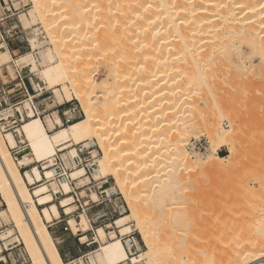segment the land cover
I'll use <instances>...</instances> for the list:
<instances>
[{"label":"bare ground","instance_id":"6f19581e","mask_svg":"<svg viewBox=\"0 0 264 264\" xmlns=\"http://www.w3.org/2000/svg\"><path fill=\"white\" fill-rule=\"evenodd\" d=\"M32 3L50 41L56 43L61 39V42L63 38L60 44L67 50L63 52V47L61 50L60 45H55V53L51 50L42 53L35 41L31 40V53L21 57V69L28 67L23 75L40 76L35 84L40 92L51 90L54 100L49 106L50 109H55L75 97L84 110V117L66 126L61 124L58 116L53 120L49 117L42 121L30 105L33 98L30 95L17 108L19 119L24 122L22 126L14 128L12 132L7 129L0 133V196L6 206V210L0 212V217L14 225L9 234L14 231L18 233L19 238L13 243L23 246L30 264H84L83 257L67 263L61 260L47 224L59 219L60 208L65 214L73 212V198L69 195L70 181L79 185L90 182L85 168L79 166L80 157L74 147L92 139L98 142L103 151L102 159L96 163L98 174L93 180H103L111 176L125 197L130 213L115 220L113 227L118 231H112L110 236H107L102 227L95 230L92 241L98 247L85 255L93 258V262L89 260L85 264L140 263L136 257H132L131 251L130 254L127 252L119 238L131 233L132 226L141 234V240L147 249L145 258L149 264H264V175L258 179L255 176L251 178V182H256L260 188L254 191L246 188L243 193L234 195L232 202L210 205L206 211L199 206V209L197 206L195 209V205L187 204L191 177L195 174L201 175L199 173L209 171L214 173L221 168L230 169L231 166L233 168L239 156L241 159L245 156L247 161H244L248 163V150L242 149L245 145L241 143L243 146H237L240 128L234 124L228 130L221 127L223 120L227 118L218 106V101H215L219 89H212L208 80L217 78L222 81V85L227 81L234 82L233 85L227 83V86L231 84L235 90L231 91H234V95L228 90L231 95L227 94L226 97L229 100L234 97H238L234 99L237 101L243 98L264 99V80H261L264 78H259L264 73V0H32ZM37 17L29 11L28 14L20 16V19L23 26L27 27ZM55 17L62 21V25L59 21L57 23V19L52 20ZM54 21L57 32L53 30ZM59 25L64 27L60 28ZM100 30L101 33L98 32ZM72 34L74 37L79 34L75 38L76 42ZM57 35L62 38L58 39ZM70 35L72 37L69 45ZM96 47H99V51ZM102 48L104 49L100 50ZM101 52L109 55L106 57L105 73L115 78L110 83L112 91L108 83L106 87L101 83L105 90L109 89V97H113L106 98V94L104 104L90 98L93 88L99 85L90 77V71L85 64L89 60L92 62ZM60 55L67 57L61 59ZM68 57L72 58L68 60ZM119 60L125 66L157 65L160 66V70L156 71L158 73L164 68H161L163 65H167L172 72V77L169 78L168 74L169 86H173L168 89L170 92L167 93L168 90L164 88V91L161 89L164 93L160 89L156 90L157 94L158 91L161 95L164 94L169 102L172 98L173 105L169 103L170 107H165L164 111L163 108H158L162 118L159 115L156 117L161 122L169 123L171 120L168 115L171 113L168 112L174 111V117L170 116L174 122L169 127L172 135L170 132L166 134L164 130L157 133L154 143H159V146L152 155L149 154L148 160H144V155L148 156V146L141 151L136 150L142 141L139 139L141 136H137L132 146L135 153L132 156L133 161L128 158L127 164L122 161L123 158L119 159L121 162H117L122 164H117V160L113 161L117 155L123 157L122 151L116 153L114 149L111 152L114 144L109 143L108 130L102 131L103 127L111 126L110 116H119L115 103L117 102L118 107L122 99H116L115 103L112 101L114 97L120 96L118 92L123 91L122 88L125 89L122 83L116 81V65L120 64ZM70 61L78 62L74 63V68L77 69L75 77H68L66 72L69 65L65 63ZM79 61L86 66L79 67ZM10 62L11 56L2 43L0 68L5 66L8 70ZM161 74L160 72L159 77ZM250 76L256 79H250ZM253 79L254 83H251ZM257 79L261 80H258V86L255 83ZM248 81L258 88L246 86L249 85ZM141 82L139 80L137 85L141 86ZM115 90L118 92L114 93ZM193 96L197 100L205 97L214 99V110L217 111L215 116L203 120L198 118L202 120L201 124L192 123L187 115L193 107V102L190 101ZM138 99L140 97L135 98L138 102L136 105L142 102ZM161 100L158 102L161 103ZM1 103L0 100V107H3ZM200 103L196 106L198 111L202 109ZM100 110L106 117L103 120L97 119ZM260 110L264 112L263 109ZM263 112L259 116L261 119L264 117ZM12 116V109L1 110L0 122ZM256 121L255 126L260 123ZM51 124L56 126V130H51ZM140 127L139 124L136 129L140 130ZM194 129H202L209 140L210 153L205 158L192 157V153L186 151L188 137ZM15 138L24 141L29 150V153H24L17 159V164L10 153L11 149L16 148ZM123 142L122 144L126 143ZM222 148L227 149V156L218 154ZM59 149L67 151L63 154V159L67 162L68 173L64 170L58 173L59 168H55L53 158ZM29 157L33 159V163ZM28 160L32 164L21 173L18 166L24 167ZM113 162L116 166L111 165ZM39 163H42V168L37 166ZM242 163L244 164L243 161ZM219 172L217 173L221 174ZM33 186L32 192L29 191L28 187ZM53 194L58 199L57 204L53 202ZM94 199V202L98 201L97 196H93ZM200 208L203 212L199 211ZM129 223H133L132 226ZM67 227L74 235L85 233L88 230V221L84 215H80V224L69 218ZM109 227L106 225V229ZM80 238L79 241L86 239V236L82 234ZM0 241L5 246L3 235L0 236ZM1 253L2 245L0 255Z\"/></svg>","mask_w":264,"mask_h":264},{"label":"rangeland","instance_id":"374dc122","mask_svg":"<svg viewBox=\"0 0 264 264\" xmlns=\"http://www.w3.org/2000/svg\"><path fill=\"white\" fill-rule=\"evenodd\" d=\"M6 2L8 3L7 6H9L11 10L13 7L12 5H14V7H16L15 5L17 2H21V3L24 2V3H26L27 6L25 8H23V10H24L23 12L14 13V14H16V17L14 16V18H16L14 20V24L16 26H18V29L16 31L17 32L20 31V33H18L16 36L15 35H13L11 37L9 36V37H7V39H5V43L7 45L11 46L13 43H16L17 45L23 47V52L20 55H15V56L12 55L11 62L8 64L10 66L9 69L6 70L5 66L1 67L0 68V76L4 82H7V84L12 83V82H13L12 84H15V83L19 82L18 73L21 74V77H25L24 79L32 78L31 79L32 90H34L36 94H35V96H33L32 95L33 91H30V88H28V86H27V88L29 89V92L31 93V94H29V96L32 95L33 98H36V97H39L41 95L39 98H37L35 100V106H37V107L39 106L40 111H42L43 109H47L49 106L52 105V102L54 100L52 92H51V90H48V89L44 90L43 92L38 91L36 84H35V82H38V80H40V76L38 74H29L26 76L23 75L24 72H26L28 67H23L22 70H20L21 66L23 65L21 57L25 54L31 53V47H30V41L31 40L35 41L36 45L38 46V50L41 51L42 53H47L49 50H51L53 53H55L54 46L55 45L61 46L60 43L63 41V38L61 36L57 35L58 39L62 38L61 42H60V40H61L60 39V40H58L59 43H57L58 42L57 37L55 39V42L57 41L56 43H53L54 41H50V38L47 35V31H46L43 23L37 17V12L33 6L32 0H6ZM29 11H32L36 15L37 20L34 23H32L31 25L24 27L22 22H21L20 16L28 14ZM57 18L55 17V19L53 18L52 20L56 21ZM61 20H63V18H61ZM55 21L53 23L54 28L56 25ZM58 21L60 22L59 19H57V23H58ZM61 22H60V24L62 25ZM3 25L5 26L6 24L3 23ZM103 26L104 25H102V27ZM59 27H60V25H59ZM62 27H64V26H61L60 28H62ZM54 28H53V30L57 29V28H55V29ZM100 29H104V28L100 27ZM101 31L102 30H100L98 32L101 33ZM55 32H57V30ZM55 32H53V33H55ZM106 32H108V30ZM58 34H60V33L58 32ZM62 34H64V33H62ZM95 34H96V32H95ZM54 35H56V34H54ZM78 36H79V34L78 35L76 34L75 37L73 35V38L75 41L73 39L72 40L74 42H76V39L78 38ZM70 37H72V36L71 35L69 36V39H68L69 41L71 40ZM95 38H97V36ZM68 43L70 45L71 41ZM0 44H2L1 38H0ZM62 47L64 49V46H61V50H62ZM97 48H99V47H96V50H97ZM100 48H101V46H100ZM103 49L104 48H102L100 50H103ZM66 50H67V48H65L63 50V52ZM74 51H77V49L76 50L74 49ZM97 51H99V50H97ZM61 52H58V53L60 54ZM71 55H73V54H71ZM97 56H99V58ZM100 56H102V59ZM104 56H105V59H103ZM108 56H109L108 53L106 55V53L101 52V53H98V55H96L95 58H93L92 62H91V60H89L90 62L87 61V63H85L87 65L86 68H88L87 70L90 71V77L93 78V81L94 82L96 81L97 84L99 85V86L93 88V91L90 95V98L93 100L97 99L102 104H104L103 101H105L104 99L107 95H108V97H106V98H109V99L113 98V97L110 98L109 96L111 94L109 95L107 93V91L109 89L112 91V89H111L112 85H110V83H113L115 81V78L113 79V77H111V75L109 76L108 73H107L108 75L105 73V72H107L106 64H105L107 61L106 57H108ZM62 57L63 56H61V59H64L67 56L63 57V58ZM72 57H70V58H72ZM70 58L68 57L67 59L69 60ZM99 59H101V60L99 61ZM63 62H64V60H63ZM80 62H82V61H79V67L82 64V63L80 64ZM119 62H120V60H119ZM72 63H71V61L69 63H65L67 66L69 65L68 69H66L68 77H75V74L77 71V69L75 70V68H74V67H76V65L74 66L75 62H72ZM75 64H78V62ZM85 64L81 65V68L86 66ZM70 65H72L73 67L71 66V68H69ZM121 65H122L121 62L119 65H116V67H117L116 70L118 71V74L116 75L117 76L116 81H118L119 84L122 83L121 85H122V87L124 85L125 89L122 88L123 91H120L121 93L116 91V90H115L116 92L113 91L114 93L118 92V96H119V94H120V96L118 98L116 96V97H114V100H112L114 102V101H116V99L117 100L119 99V101H120V99H122L120 101V104L118 105V107L116 104L117 102L116 103L114 102L116 105L115 107L117 108L116 109L114 107V109H116L119 112V114H118L119 116H117V117L110 116L111 118L109 120H111L110 121L111 123H109V126H110V124H111V126L110 127L105 126V128L104 127L103 128L101 127V128H102V131H104V129L108 130V133L110 135L109 143L114 144L113 148L110 149L111 152L114 149H115L116 153L122 151L121 155L123 157H118L120 155H117V157H116L117 159L114 157L113 161L117 160L116 163L118 161L121 162V160H122L121 158L124 159L122 161H125V163L129 159L133 161L132 156L135 154L134 148H132V146L134 145L133 140H136V137L139 135L141 136V137H139V139H142V141L140 140L141 143L137 145L136 150L141 151L148 146L147 147L148 156L146 154L144 155V160H148L149 154L152 155L154 153V151L156 150V148H158L157 146H159V143H154V141L157 137L156 136L157 133L160 132L161 130H164V132L166 134L168 132H170V135H172L171 134L172 132L169 129V127L174 122V120L172 119L174 117L173 116L174 115L173 114L174 109H171V111H173V112H168V114L171 113L170 116L171 117L173 116L172 118L167 114L168 119L171 120L169 123L161 122V119L159 120L156 118L161 113L160 112L161 110H159L160 107L163 108V111H164L165 107H167V106H168L167 108L170 107L169 103H171V105H173L171 97H170L171 102H169V99L167 100V98H166V96H164V94H162V95L165 97V99H163L164 97L162 98V95L159 93V91L161 92L162 91L161 89H163V88L166 89V91L169 88L172 89L173 86L171 85L172 87H170L169 86L170 83L168 81L169 78L172 77V72H171V70L169 71L170 66L163 65L161 68H163V67L164 68L161 69L162 71H160V72L162 74L159 77L160 72L158 73L156 71L160 70L159 69L160 66L157 67V65H126V66L125 65L121 66ZM83 69H85V68H83ZM74 70H75V72H74ZM114 70H115V68H114ZM166 70H167V72L169 71V73H167ZM168 74L170 75L169 78H168ZM11 75H13V77ZM219 76H221L220 73H219ZM162 77H164V78L162 79ZM253 77L250 76V79H252ZM261 77L264 78V73H261L259 78H261ZM136 79L142 80V82L140 83V84H142L141 86L137 85L139 83V80H136ZM217 80L219 81V79H217V78H212V80L209 79L208 82H209V85L211 86L212 89H215V90L219 89L218 90L219 92L217 91V93H216L215 101L216 100L218 101V103H219L218 106L221 108L222 113L227 118L226 120H223L221 127L224 128L225 130H228L229 126H231V124H234V126H237L240 128L241 134H240V140H238L237 146H239V144L241 146L245 145V147L243 146L242 149H244L245 151L248 150V155L246 157H249V158H247L249 160L247 163V162H245V161H247V160H245V156H244V159H243V157L241 159V157L239 156L236 159V161L234 162L235 165L233 164V168H231L232 166L230 167V169H229V167H226L227 169L224 168L223 170L221 168V170L219 169L218 171L214 172V173H217L220 171L219 173H221V174L217 173L218 174L217 175V174H214L213 171H211V172L209 171L207 173H204V172L199 173L201 175H197L198 174L197 173V174H195V176L191 177L192 184H191V189H189V192L187 195L188 196L187 204L189 206L195 205V209H196V206H197V208L199 206L202 209H204V211H206V209L208 207H210V205L211 206L215 205V204L224 205L225 203H229V201L232 202L234 195H238L239 193L240 194L243 193V191H245L246 188H248V189L252 188V191L260 188V187H258V186H260L259 184H257L256 182H253V181L251 182V180H252L251 178L255 176L258 179L264 175V141H263L264 140V117L262 119H261V117H259L262 115L261 113L263 112L260 109L264 110V99H261V100L248 99L247 100V98H243V100L239 99L237 101L234 99H236L238 97L233 98L231 96L233 99L231 98L232 100H229V99H227L228 95L233 94L235 91L234 87H231L234 82L233 83H231L229 81L226 82V80H225L226 84L222 85L223 84L222 81L218 82ZM258 80L259 79H257V81L255 82L256 84L259 83V81L261 82V80L263 81L264 79L261 78V80H259V81ZM135 81H137V83ZM249 81L247 84L250 83ZM228 82L231 83L232 85L230 84V86H227ZM101 83L103 84V86L105 84V87H106V84L108 83L110 85V87L108 86L109 89L106 88L107 90H105V88L103 86H101ZM251 83H254V79L252 80ZM256 84H255V86H256ZM66 85H68V84H66ZM219 86H221V87L225 86V88L223 89V88H220ZM234 86L236 87V85H234ZM246 86L251 88L253 86V84H249ZM257 86H258V84H257ZM256 87H254V89ZM164 89H163V91H164ZM156 90H159L158 94L156 93L157 92ZM228 90L231 94H228L229 93ZM232 90H234L233 93L231 92ZM163 91H162V93H164ZM70 92H72V91L70 90ZM169 92L170 91L168 90L167 93H169ZM114 93H112V94H114ZM139 93H141V94L139 95ZM167 95H169V94H167ZM136 97H140V99H138V101L139 100L142 101V102L140 101L141 105L140 104L136 105V103H138V102H136L137 100H135ZM160 98L163 100H161ZM190 98H191L190 101L193 102V107L191 109V112H189V114L187 115V117H188V119L192 120V123L196 122L198 124L199 123L201 124L203 119L211 118L210 116H215V114L217 113V111L214 110V109H216L215 108L216 105L214 106V103H215L214 99H211L209 97L208 98L205 97L204 99L201 98L202 100L201 99L197 100L198 98L197 97L195 98L194 96L190 97ZM25 100H27V96L24 93H20V94L18 93L17 95H15V100L13 102L9 103V105H7V106L0 107V111L1 110H7V109L13 110V116L11 119L5 120L4 121L5 123L0 122V133H3L7 129H11V132H12L14 130V128H19L20 126H22V124L24 123L23 120H20L19 116L14 118V116H15L14 113H16V112L18 113L17 108L19 107L20 103L25 101ZM159 100H161V103H163V104L158 102ZM196 100L198 101V103ZM112 101L110 103H112ZM200 101H202V102L200 103ZM108 103H109V100H108ZM158 103H160V105ZM199 103L202 104V107H201L202 109H200V111H198V109L196 108V106ZM139 106H141L140 107L141 109L139 108ZM60 108H64L60 112V114H62L64 111H67L68 109H72V110H74V113L76 114V118L81 119L84 117L83 108H81V106H79L75 97H72L71 101H68V102L65 101L63 103V105L57 106V109L55 108V109H51V110H46L47 111L46 114L40 116V119L42 120V118L44 116L45 117H44L43 121H45L46 119H49V117L51 120H53L54 117L57 118L56 116H58V115L55 112H56V110H58ZM99 108L101 109V107H99ZM166 110H168V109H166ZM168 111H170V110H168ZM259 111H260V113H259ZM136 113H137V115H136ZM97 114H98L97 115L98 120H101L102 118H104V119L106 118L105 114L102 113L101 110H100V113H97ZM263 114H264V112H263ZM199 116H201V117H199ZM159 117L162 118L160 115H159ZM198 118L199 119L201 118L202 120H199ZM12 120H14V122H18V123L20 121L21 124H18L12 128L11 123H10ZM158 120L160 123H158ZM255 121L256 122L259 121L260 122L259 125L255 126L254 125V124H256ZM162 123H164V125ZM61 124L64 125L62 123V121H61ZM139 124L141 125V127H140V130H137L136 127ZM64 126H66V125H64ZM50 127H51V130H56V126L54 124H51ZM123 137H126V139H123ZM151 138H153L154 140ZM123 140H125L126 143H124L125 141L123 142ZM198 140H201L202 142L205 141V144H203L204 149H201V151H198V152L197 151L196 152L190 151V143L192 141H198ZM19 141H20V143L25 144L24 141H22V140H19ZM132 141H133V143H132ZM240 141H242V142H240ZM16 142H17V140H16ZM122 142L124 144H122ZM241 143H243V145ZM110 146H111V144H110ZM16 147H17V144H16ZM260 147H261V149H260ZM74 148L77 150V152L79 150L83 152V156L81 157V161L79 164L80 167H85L87 164H91V166L87 169L88 171L86 170V176L90 179V182L89 183L85 182L86 184H84V185L83 184L79 185L77 182H71V181L69 182L71 185V193L69 194L70 197L73 195V193L78 197V201L75 198L72 200V206H74L73 212L71 214H65V213L63 214V209H59V213H60L59 219L54 220L50 224H47V227H48V231H49L52 239L54 240V243L56 246L57 245H60V246L64 245L66 243V241H70L72 247L74 245H78L79 247L80 246L84 247V246L88 245V248L86 251V252H88V251L93 250V249L98 247L97 246L98 244H93V241H92L93 237H95L94 234H95V230L97 228H99V227L104 228L106 230L107 236H110L112 231H115V232L118 231V230L114 229V227H113L115 220L118 219L122 215H125V214L129 215L130 212L127 210L125 197L121 194L119 187L111 179V176L107 177L106 179L101 180V182H103V184H101V185H98L99 183H97V182H95V180H93V177L98 174V169H97L96 163L100 159H102V157H103V151H102V149L99 148L98 142L95 139H92V140L85 141V142L79 144L78 146H75ZM28 151L29 150L26 149V151L24 153H27ZM186 151L188 153L191 152L192 157H197V158H199V157L205 158L207 155H209V153H210L209 140H208L207 136L204 134V132L202 131V129H194L191 131V134L189 135L187 143H186ZM65 152H67V151H64V149L57 150L56 156L58 159H60V162L57 161V165H56L59 168V169H57L58 173H61L62 170H64L66 173L69 172V169L67 167V162L65 159H63V154ZM218 154L220 156H227L228 155L227 149L226 148L220 149L218 151ZM246 154L247 153L245 152V155ZM91 156H93L94 159H91ZM11 157L14 160V156L12 154H11ZM29 158H30L31 162L33 163V159L31 157H29ZM201 158H199V159H201ZM119 159H121V160H119ZM242 161L244 162V164L242 163ZM14 162L17 164V162L15 160H14ZM25 163L26 164L24 165V167L26 169H29V167L32 163L30 164L29 160L26 161ZM113 163L111 165L116 166V163H114V164ZM128 163H131V162L129 161ZM117 164H122V163H117ZM59 165H61L62 167L61 166L59 167ZM37 166L39 168L43 167L42 163L37 164ZM24 167L18 166V169L21 173H23L21 171V168H24ZM118 168L121 169L120 166H118ZM221 171L222 172L227 171V172L222 173ZM231 171H234L235 173L234 172L231 173ZM237 174H239V175H237ZM233 175H234V177H232ZM187 177L190 178L189 176H187ZM233 179L236 181L234 182ZM230 182H234V183L230 184ZM33 188H34V186L28 187L29 191H31V192H32ZM83 191H85L87 194L92 193V195H91L92 200L91 201L94 204L89 202V204L87 205V208H85L83 206V202L86 201L87 198H82L83 196H81L79 194L80 192H83ZM93 196H98L97 202H94V201H96V199L93 200ZM53 202L55 204H57V202H58V199L56 198L55 194H53ZM218 203H220V204H218ZM217 205L215 207H217ZM192 208H194V207H192ZM202 209L199 211H202ZM5 210H6V206L3 202V199L0 196V212L5 211ZM212 210H213V207H212ZM209 211H211V210H209ZM209 211H207V212H209ZM84 212L86 213L87 217L83 214ZM80 215H84L86 217V219L88 221V230L85 233L79 232V233L74 235L69 231V229L67 227V220L69 218H73L78 224H80ZM132 224L133 223H129V225H131V226H132ZM106 225L110 226V227L108 229H106ZM132 227H133V230L131 231V233H132L133 237L135 238V241L137 242V244L139 246V249H138V247H136V249L135 248L132 249V251H131V254H133L132 257H136L137 260L141 261L140 263H137V264H149L148 259L145 258V252L147 251V249L141 240V234L138 231V229H136L134 226H132ZM13 229H14V225L12 224L11 221H6L2 217H0V236L3 235L4 239L6 240L5 246L3 245L4 242L0 241V245H2V252H3V255L0 256V259H1L0 261H2L3 256H5L6 258L10 259V263H12V264H30V260L27 256V254H25L26 252L23 249V246H17L16 244L13 243V241H15V240H17V238H19L18 233L16 231H14L13 234H9V230H13ZM60 232L65 234V236H64V238L57 239V236H59ZM82 234L87 236V237H86V239L80 240V242H79V239H81L80 237L82 236ZM125 237H126V235L119 236V238L121 240ZM123 241H125V239L122 240V243L124 245ZM75 243H77V244H75ZM124 248L126 249L125 245H124ZM89 260L93 262V258L90 256L89 259L85 258L83 263L85 264V262H87ZM10 263L7 259V264H10ZM0 264H1V262H0ZM122 264H130V263L126 262V263H122Z\"/></svg>","mask_w":264,"mask_h":264},{"label":"built area","instance_id":"2783aa9c","mask_svg":"<svg viewBox=\"0 0 264 264\" xmlns=\"http://www.w3.org/2000/svg\"><path fill=\"white\" fill-rule=\"evenodd\" d=\"M24 2L23 3L17 2L16 5H15L16 7H14V5H12L13 7H12V10H11L10 7L7 6L8 3L6 1H0V38L2 40V43H4L5 45H6L5 39H7V37H9V36L11 37L13 35L16 36L18 33H20V31H18V32L16 31L18 29V26H16L14 24V20L16 19V18H14V16L16 17V14H14V13H21V12L24 11L23 8H25L27 6L26 3H24ZM3 23H5L6 25L4 26ZM18 77H19V83L21 84V88L20 89H21L22 93H24L27 96V99H29V92H28V89L26 88V86L24 84V78L25 77H21V74L20 75L18 74ZM35 94H36L35 91H33L32 95H35ZM1 97L2 98L4 97V99H6V97L7 98L8 97H12V95H11V93H9V91H7L5 89H2L0 87V98ZM34 100H35V98H32L30 100V105H31L34 113L38 116V114L36 113L37 107L34 104ZM6 101L7 100L2 101L1 105L2 106H7L8 104H7ZM70 113L71 114L74 113V110L68 109L66 112L62 113V116H63L62 123L64 125H67V124L73 122L74 120L79 119V118L70 116L69 115ZM3 123H5V122H3ZM203 144H205V141H203V142L201 140L192 141L190 143V151H194V152L201 151V149H204ZM26 149H27L26 145L20 143V146L18 148L16 147V148L10 150V152L14 156V160L16 162H17V159L20 158L24 154ZM78 155H79L80 161H81V157L83 156V152L79 150L78 151ZM91 159H94V157L91 156ZM57 161L60 162V159H58L57 156H56L55 158H53V162H54V165H55L56 169L58 168L56 166L57 165ZM90 166H91V164H87L84 167L85 170H87ZM24 170H26L25 167L21 168L22 172H24ZM71 197L73 199L75 198L78 201V197L74 193H73V195ZM124 239H125V241H123V242H124L126 250H127V252L129 254H130V251H132L133 248L136 249V247H138V249H139V246H138L137 242L135 241V238L133 237L132 233L126 234V237L123 238L122 240H124ZM2 255H3V252L1 253L0 256H2ZM7 259L9 261V263H10V259L6 258L5 256H3L2 261H0L1 264H7ZM10 264H12V263H10Z\"/></svg>","mask_w":264,"mask_h":264},{"label":"crops","instance_id":"0c3cea01","mask_svg":"<svg viewBox=\"0 0 264 264\" xmlns=\"http://www.w3.org/2000/svg\"><path fill=\"white\" fill-rule=\"evenodd\" d=\"M6 47H7V49H8V52H9V54H10V56L12 57V55L13 56H15V55H20L22 52H23V47H21V46H19V45H17L16 43H13L11 46L10 45H7L6 44ZM20 70H22V69H20ZM18 74H20V73H18ZM31 79L32 78H26V79H24L25 81H24V84H25V86H26V88H27V86H28V88H30V91H32V85H31ZM13 83V82H12ZM12 83H8L7 84V82H4L2 79H1V76H0V87L2 88V89H5V90H7V91H9V93H11V95H12V97H6V99H4V97L2 98H0V100H1V102L2 101H4V100H7L6 102H7V104L9 105V103H11V102H13L14 100H15V95H17L18 93L20 94V93H22V91H21V84L19 83V82H17V83H15V84H12ZM7 88V89H6ZM27 88V89H28ZM34 91V90H33ZM28 92H29V89H28ZM29 94H31L30 92H29ZM33 96H35V95H33ZM41 96V95H40ZM39 96V97H40ZM39 97H36L35 98V100L37 99V98H39ZM35 100H34V104H35ZM37 107V106H36ZM40 107L38 106L37 107V111H36V113L38 114V116L40 117V116H42V115H45L46 114V110H51L49 107L47 108V109H43L42 111H40V109H39ZM57 109V108H56ZM64 108H60V109H58V110H56V114L58 115V117L60 118V120L62 121L63 120V116H62V114H60V112L63 110ZM64 112H66V111H64ZM63 112V113H64ZM14 118H16L17 116H20L19 115V113H14ZM36 115V114H35ZM70 116H72V117H76V114L75 113H70L69 114ZM45 117V116H44ZM44 117L42 118V121L44 120ZM12 117H9L8 118V120L9 119H11ZM11 127L13 128V127H15L16 125H18V124H21V122L19 121V123L18 122H14V120H12L11 122ZM15 143L17 144V148L20 146V141L19 140H17V142H16V139H15ZM23 144V143H22ZM25 145V144H24ZM95 182H97V183H99L98 185H101V184H103V182H101V180H98V181H95ZM81 196H83L82 198H87L88 200H86V201H84L83 202V206L85 207V208H87V205L89 204V202L90 203H92V204H94L91 200H92V193H90V194H87L85 191H83V192H80L79 193ZM98 197V196H97ZM85 203V204H84ZM61 209V208H60ZM64 211V210H63ZM64 214V213H63ZM85 216H86V213L84 212L83 213ZM87 217V216H86ZM64 236H65V234H63L62 232H60V234H59V236H57V239H61V238H64ZM87 237V236H86ZM93 240V239H92ZM80 242V241H79ZM75 244H77V243H75ZM80 244V243H79ZM57 247V250H58V253H59V255H60V257H61V260L62 261H64L65 263H67V262H70V261H77L79 258H81V257H83L82 259H83V261H84V259L85 258H87L85 255L89 252H86L87 251V248H88V245H86V246H78V245H74L73 247L71 246V242L70 241H66V243L64 244V245H57L56 246ZM91 251V250H90ZM78 258V259H77ZM89 259V258H88Z\"/></svg>","mask_w":264,"mask_h":264}]
</instances>
